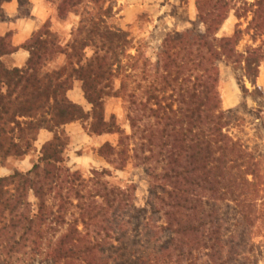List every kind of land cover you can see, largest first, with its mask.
I'll return each mask as SVG.
<instances>
[{
    "label": "trees",
    "instance_id": "trees-1",
    "mask_svg": "<svg viewBox=\"0 0 264 264\" xmlns=\"http://www.w3.org/2000/svg\"><path fill=\"white\" fill-rule=\"evenodd\" d=\"M10 1L0 0V22ZM16 1L28 17L29 0ZM114 7L58 0L59 20L78 18L69 39L46 22L21 46L23 68L0 61V167L35 153L40 131L52 134L29 171L0 177V264H260L264 123L256 115L246 133L238 108L221 107L218 82L224 66L242 99L264 97V0H195V19H179L189 27L154 44L116 25ZM231 13L249 18L245 31L219 36ZM244 33L253 45L240 52ZM15 51L0 37V58ZM76 84L87 111L67 97ZM108 99L123 102L130 134ZM76 122L89 136L119 135L97 154L114 171L129 161L140 171L142 206L133 185L110 184L109 169L84 178L68 165L64 127Z\"/></svg>",
    "mask_w": 264,
    "mask_h": 264
},
{
    "label": "rangeland",
    "instance_id": "rangeland-1",
    "mask_svg": "<svg viewBox=\"0 0 264 264\" xmlns=\"http://www.w3.org/2000/svg\"><path fill=\"white\" fill-rule=\"evenodd\" d=\"M114 5V11H117V16L114 20V23L122 28L124 31L129 32L131 37L135 40L141 41H150L152 44L158 42L162 36L171 31H182L188 28V25L183 22H179V19L187 17V11L189 8L188 0H156V1H146L147 9L139 13L132 24L124 25L120 20L121 16L119 14L120 10H123L127 6L128 0H125L124 3H121L118 7L116 0H110ZM176 15L177 19L172 20L171 15ZM78 18L74 15H69L65 20H59L56 16V20L50 23L51 30L58 36L59 40L62 43H65L69 39L70 31L76 26ZM248 19H242L237 21L233 14L231 13L227 20L224 22L222 28V34L231 33L236 26L242 31H245ZM259 42H256L257 45ZM253 45L250 40V37L244 33L241 37V40L237 46L238 51L242 52L247 46ZM264 66V63L262 64ZM238 75V74H237ZM231 83H236L234 73L227 67L220 66V77L218 82V92L221 97V93L224 89L229 88ZM262 88L264 89V67H262L261 82ZM246 87L249 91H252V88L247 83ZM245 105V107H244ZM106 112L108 115H114L117 119L118 124L121 127V130L125 134H130V129L126 121V112L124 104L121 100L118 99H108L105 102ZM238 108V117L242 119V125L244 131L249 134L255 133V127L258 124V121H255L256 115L261 117L262 122L264 123V97L252 99L249 96H246L245 99H242L241 93L239 92V104L236 106ZM119 135H111V143L116 144ZM79 146L68 148V165L75 170L74 165L71 164V161H76V155H81L90 152L92 146L84 145L82 148L78 149ZM74 149H78L73 151ZM32 155H35L33 153ZM71 155V156H69ZM71 157V158H70ZM109 169L113 177L108 179L110 184L125 187L127 185H133L135 187V200L137 206H142L144 199L146 197V179L136 169L132 162H128L126 167L122 171H114L113 166L105 167ZM100 170L102 168H97L94 166H85L84 171H80L84 178H88L90 172L93 170ZM254 242L258 244L261 249L262 256L260 264H264V222H262L254 232L253 235Z\"/></svg>",
    "mask_w": 264,
    "mask_h": 264
},
{
    "label": "crops",
    "instance_id": "crops-1",
    "mask_svg": "<svg viewBox=\"0 0 264 264\" xmlns=\"http://www.w3.org/2000/svg\"><path fill=\"white\" fill-rule=\"evenodd\" d=\"M58 0H29L28 10L29 16L25 18L18 17V4L16 0H11L8 3L3 5V10L7 17L10 18L8 22H0V37H5L9 35V42L13 48L16 49L14 53L7 57L0 58L5 65L11 68L21 69L25 66L29 54L21 49V46L27 42L32 35L46 22H53L56 20V3ZM118 7L121 3H124L125 0H116ZM146 1L150 0H128L127 6L119 11L121 16V21L124 25L132 24L136 16L146 10L147 3ZM153 2L156 0H152ZM189 8L187 11V20L193 21L196 17V7L195 0H188ZM172 20L175 18L171 17ZM186 23L189 27L188 22ZM221 26L218 35L226 36L231 33L222 34ZM262 64L259 68V74L256 79V86L261 87V75H262ZM247 84V83H246ZM251 87V86H250ZM68 99L81 106L84 110H88L89 106L83 98L82 91L80 86L76 84L73 89L67 93ZM221 107L224 110L235 108L239 104V90L236 83H231L229 88L224 89L221 93ZM64 130L67 136L70 139L68 148L90 145L92 146L90 152L76 155V161H71V164L74 165L75 170L84 171L85 166H94L97 168H105L107 164L105 160L97 154V150L106 142L111 143V135H102V136H89L83 129V126L76 122L68 124L64 127ZM52 137V134L47 131H40L37 136V141L35 142L36 152L35 155H29L21 161H9L4 167H0V177H6L11 174L12 169L16 168L22 172H27L31 169L32 163L36 161L38 151L41 146L49 141ZM112 144V143H111ZM78 149H74L76 151ZM71 156V155H69ZM71 158V157H70Z\"/></svg>",
    "mask_w": 264,
    "mask_h": 264
}]
</instances>
